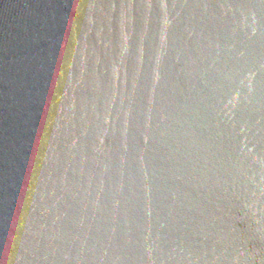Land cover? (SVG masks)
<instances>
[{
    "label": "water",
    "instance_id": "1",
    "mask_svg": "<svg viewBox=\"0 0 264 264\" xmlns=\"http://www.w3.org/2000/svg\"><path fill=\"white\" fill-rule=\"evenodd\" d=\"M0 264H264V0H0Z\"/></svg>",
    "mask_w": 264,
    "mask_h": 264
}]
</instances>
